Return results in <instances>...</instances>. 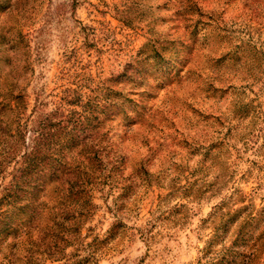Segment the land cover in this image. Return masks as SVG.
Segmentation results:
<instances>
[{
    "label": "rangeland",
    "instance_id": "374dc122",
    "mask_svg": "<svg viewBox=\"0 0 264 264\" xmlns=\"http://www.w3.org/2000/svg\"><path fill=\"white\" fill-rule=\"evenodd\" d=\"M11 90L26 119L95 107L109 140L41 264H264V0H0Z\"/></svg>",
    "mask_w": 264,
    "mask_h": 264
},
{
    "label": "trees",
    "instance_id": "16d2710c",
    "mask_svg": "<svg viewBox=\"0 0 264 264\" xmlns=\"http://www.w3.org/2000/svg\"><path fill=\"white\" fill-rule=\"evenodd\" d=\"M22 98L13 90L0 95V139L6 144L0 171L14 160L0 192V264H41L60 251L61 242L74 240L72 227L87 213L77 196L88 195L113 167L95 107L69 114L55 107L26 119Z\"/></svg>",
    "mask_w": 264,
    "mask_h": 264
}]
</instances>
